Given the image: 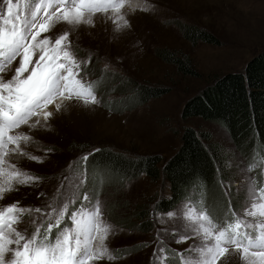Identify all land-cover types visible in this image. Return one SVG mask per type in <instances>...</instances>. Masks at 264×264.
<instances>
[{
	"label": "rangeland",
	"instance_id": "rangeland-1",
	"mask_svg": "<svg viewBox=\"0 0 264 264\" xmlns=\"http://www.w3.org/2000/svg\"><path fill=\"white\" fill-rule=\"evenodd\" d=\"M146 4L149 6L147 11H132L127 6L122 10L129 27L119 32L114 31L113 21L104 14L93 17V26L81 25L72 31L70 39L76 56L87 60L91 53V62L82 65V70L84 66L93 65L97 74L89 75L81 70L80 75L86 81L96 83L100 103L85 106L73 100L65 102L58 112L54 106H49L54 114L47 127L30 129L22 126L17 130L33 137L26 151L42 157L43 162L12 154L8 159L43 179L31 186L16 185L18 190L6 193L0 200V206L19 201L21 206L44 208L56 195L61 183L65 184V189L61 191L70 195L85 170V163L81 164L82 157L96 153V149L112 148L133 156L159 154L163 157L164 166L180 149L185 128H194V125L210 133L224 150L235 178L220 184L227 198L226 207L219 201L213 187L209 192L194 187L189 197L173 211L179 213L186 203L197 204L202 200L211 215L222 221L228 213L229 201L234 209L242 210L247 176L254 177L258 186L264 184V163H261L264 148L254 153L252 158V163L260 166L247 173L244 169L250 164L249 160L237 153L222 126L200 119L184 122L181 117L187 101L212 79L228 72L244 71L249 61L264 52V0H146ZM183 25H194L211 32L221 45H191L183 38ZM68 27L59 23L50 32L42 33V37H54ZM161 49L189 58L202 78L182 76L175 67L159 60L156 52ZM18 65L19 58L3 74L5 79H11ZM115 76L142 85L165 87L170 92L131 109L133 102L124 100L123 112L116 113L104 106L124 98L123 94L106 91L109 90L108 84L116 83ZM118 106L115 105L116 108ZM88 174L89 171L86 183L78 194L82 196L87 191L98 196L104 219L112 225V232L105 243L117 257L114 260L104 258L93 261L92 264H158L153 253L159 248H164L167 254L164 264H181L177 253H183L199 243L198 239L176 243L177 235L173 234V229H178L181 221L167 217H162L163 222L156 219V204L171 195L167 183L152 182L146 176H140L122 185L103 183L101 188L104 189L97 195L99 181L94 180V185L88 184ZM229 184L231 187H228ZM76 204L80 205V201L77 200ZM140 211L144 212V217H150L146 220L147 228L151 227V230L137 228L141 220L136 214ZM65 223H68L67 218ZM18 228L27 229L29 234L34 230L27 216ZM56 231L53 230V236ZM131 248L133 250L129 251ZM218 264H242L240 254L230 250Z\"/></svg>",
	"mask_w": 264,
	"mask_h": 264
},
{
	"label": "snow or ice",
	"instance_id": "snow-or-ice-1",
	"mask_svg": "<svg viewBox=\"0 0 264 264\" xmlns=\"http://www.w3.org/2000/svg\"><path fill=\"white\" fill-rule=\"evenodd\" d=\"M126 6L132 11H147L149 7L146 0H0V200L18 190L16 185L31 186L43 179L8 159L12 154L43 162L42 157L26 151L33 137L18 129L47 127L54 114L49 106L58 112L65 102L73 100L85 106L100 103L96 83L80 75L82 65L91 62V53L87 60L76 56L72 31L81 25L93 26V17L104 14L119 32L129 27L122 11ZM59 23L68 29L54 37H42ZM18 58L13 76L5 79L3 74ZM82 160L86 165L88 155ZM259 166L253 162L244 170L252 173ZM86 180L85 168L73 186L75 191L70 195L62 192L65 184L61 183L44 208L21 206L19 201L0 206V264H92L104 258L116 259L105 243L112 225L104 219L98 196L87 191L78 194ZM245 192L242 210L234 209L229 201L222 221L211 215L202 200L186 203L179 213H156L161 222L162 217L181 221L180 227L173 229L176 243L199 240L177 253L181 264H218L230 250L240 254L242 264H264V184L258 186L249 175ZM77 200L80 205L73 208ZM26 216L34 229L30 234L18 228ZM54 229L58 231L53 236ZM166 255L164 248L153 253L158 264H164Z\"/></svg>",
	"mask_w": 264,
	"mask_h": 264
},
{
	"label": "trees",
	"instance_id": "trees-1",
	"mask_svg": "<svg viewBox=\"0 0 264 264\" xmlns=\"http://www.w3.org/2000/svg\"><path fill=\"white\" fill-rule=\"evenodd\" d=\"M181 31L183 38L191 45H221L220 40L211 32L194 25H183ZM156 56L162 62L175 67L182 76L202 78L189 58H183L168 49L158 50ZM95 70L97 69L93 65L84 66L82 73L97 74ZM114 79L116 83L108 84L109 90L106 91L123 94L124 98L104 106L116 113L123 112L121 108L125 107L124 100L133 102L129 108L131 109L146 105L170 92V89L165 87L142 85L118 76ZM117 104L119 106L116 108ZM181 117L184 122L200 119L219 124L226 130L237 153L246 156L248 162L252 163L254 153L264 148V52L249 61L244 71L231 72L212 79L196 96L187 101ZM194 128H185L180 149L164 166L163 157L159 154L133 156L125 151L102 148L88 155L87 164L84 165L87 173L89 171L88 184L94 185L99 181L96 186L99 195L104 189L101 188L103 183L114 182L122 185L125 181L140 176H146L152 182L163 181L169 185L171 195L156 204V213L175 210L189 197L194 187L202 189L203 192L205 189L209 192L213 187L217 191L219 201L226 207L227 198L223 195L220 184L235 178L232 177L230 160L210 133L195 125ZM83 163L81 159V164ZM76 207L79 205L76 204L73 208ZM143 214V211L136 214L141 220L137 228L149 231L151 227L147 228L146 219L150 217H144ZM131 250L133 248L129 249Z\"/></svg>",
	"mask_w": 264,
	"mask_h": 264
},
{
	"label": "bare ground",
	"instance_id": "bare-ground-1",
	"mask_svg": "<svg viewBox=\"0 0 264 264\" xmlns=\"http://www.w3.org/2000/svg\"><path fill=\"white\" fill-rule=\"evenodd\" d=\"M72 104V103H71ZM54 109V108H53ZM49 111H50V109H49Z\"/></svg>",
	"mask_w": 264,
	"mask_h": 264
},
{
	"label": "water",
	"instance_id": "water-1",
	"mask_svg": "<svg viewBox=\"0 0 264 264\" xmlns=\"http://www.w3.org/2000/svg\"><path fill=\"white\" fill-rule=\"evenodd\" d=\"M228 73H231V72H228ZM227 74V73H226Z\"/></svg>",
	"mask_w": 264,
	"mask_h": 264
}]
</instances>
